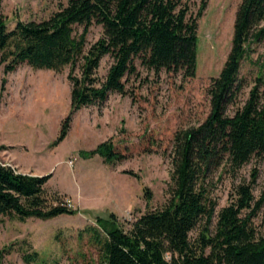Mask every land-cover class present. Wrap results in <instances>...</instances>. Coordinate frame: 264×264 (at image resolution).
Listing matches in <instances>:
<instances>
[{"label":"trees","instance_id":"obj_1","mask_svg":"<svg viewBox=\"0 0 264 264\" xmlns=\"http://www.w3.org/2000/svg\"><path fill=\"white\" fill-rule=\"evenodd\" d=\"M208 1L200 0L197 14L192 15L186 0H68L49 17L17 19L14 27L0 13V64L7 73L22 64L56 72L70 67L71 109L59 142L78 110L105 102L112 92L126 94L124 78L135 73L136 58L147 68L180 72L184 79L195 77L198 20ZM263 22L264 0H240L231 51L209 87L211 112L199 126L174 135L168 202L146 211L129 228L114 213L109 219L98 218L99 227L91 230L101 264H264V230L254 223L259 214L264 223V192L256 199L251 184H240L236 199L216 213L205 186L209 174L222 165L236 170L254 157H264L263 75L256 78L244 105L227 114L228 105L236 103L244 88L242 62L251 58L252 42L264 40ZM94 24L103 26V35L87 48ZM106 55L113 62L101 81L97 70ZM85 154L99 155L109 164L125 158L111 141ZM50 178L51 174L21 173L0 162V214L23 222L78 213L59 194H48L45 185ZM144 193L151 198L148 188ZM215 216L214 233L205 226L192 240L190 233L199 222ZM4 251L0 248V255ZM38 258L37 251L24 255L28 264Z\"/></svg>","mask_w":264,"mask_h":264},{"label":"rangeland","instance_id":"obj_2","mask_svg":"<svg viewBox=\"0 0 264 264\" xmlns=\"http://www.w3.org/2000/svg\"><path fill=\"white\" fill-rule=\"evenodd\" d=\"M67 1L0 0V13L14 27L17 19L47 18ZM186 1L196 15L200 0ZM239 3L208 1L198 20L195 77L184 79L180 72L147 68L136 58L135 73L124 78L126 94L112 92L105 102L78 110L67 136L59 142L63 120L71 109L70 67L56 72L22 64L7 73L0 64V162L21 173L51 174L45 185L48 194H59L78 209L76 214L45 220L31 217L23 222L0 214V248L5 249L0 264H28L24 255L33 251L39 252L33 264H101L100 247L91 230L99 227L98 218L109 219L114 213L129 228L146 211L165 206L172 184L174 135L199 126L211 112L209 87L231 51ZM103 31L101 24L90 27L87 48ZM252 48L251 58L243 60L240 70L244 88L236 103L228 105L229 115L247 101L256 78L264 76V40L252 42ZM112 62L110 55L102 58L97 70L101 81ZM104 141H111L124 160L109 164L99 155L85 154ZM240 184H251L256 199L260 198L264 157H254L236 170L222 165L209 174L205 186L216 213L236 199ZM147 188L150 199L145 197ZM216 222V216L199 222L190 233L192 240L205 226L214 233ZM254 223L264 230L261 214Z\"/></svg>","mask_w":264,"mask_h":264},{"label":"built area","instance_id":"obj_3","mask_svg":"<svg viewBox=\"0 0 264 264\" xmlns=\"http://www.w3.org/2000/svg\"><path fill=\"white\" fill-rule=\"evenodd\" d=\"M67 204H68V202H67ZM68 206L70 207V204H68Z\"/></svg>","mask_w":264,"mask_h":264}]
</instances>
